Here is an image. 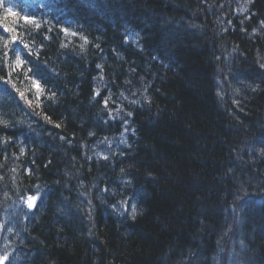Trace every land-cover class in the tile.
I'll return each instance as SVG.
<instances>
[{
    "label": "trees",
    "instance_id": "obj_1",
    "mask_svg": "<svg viewBox=\"0 0 264 264\" xmlns=\"http://www.w3.org/2000/svg\"><path fill=\"white\" fill-rule=\"evenodd\" d=\"M262 22L264 0H0L18 263L264 264Z\"/></svg>",
    "mask_w": 264,
    "mask_h": 264
},
{
    "label": "rangeland",
    "instance_id": "obj_2",
    "mask_svg": "<svg viewBox=\"0 0 264 264\" xmlns=\"http://www.w3.org/2000/svg\"><path fill=\"white\" fill-rule=\"evenodd\" d=\"M128 39L132 43H136L138 41V34L135 32H130L128 35ZM20 213V212H19ZM18 215V208L15 207L12 211L8 212L6 215L3 216L2 221L0 222V249L5 254H7L9 260L7 259L4 264H19L18 259L19 257L16 255L18 253L17 248L14 249L15 245H10L11 240H17L16 245H18L20 241L19 237V230L16 226V216ZM19 239V241H18ZM227 264H238L235 262L232 256H228Z\"/></svg>",
    "mask_w": 264,
    "mask_h": 264
},
{
    "label": "snow or ice",
    "instance_id": "obj_3",
    "mask_svg": "<svg viewBox=\"0 0 264 264\" xmlns=\"http://www.w3.org/2000/svg\"><path fill=\"white\" fill-rule=\"evenodd\" d=\"M7 11H8V12H12V8H8ZM29 16H31V20H29ZM23 18L25 19L26 22H31V23H33V25H34L37 29L40 27V24H39L38 22H36L35 13L26 14ZM262 26H264V22H262ZM4 30H5V31H10L11 29L5 28ZM63 31H64L66 34H68L67 29H63ZM71 35L75 36V35H77V34H76V33H71ZM81 38L85 40V43H87V39H86L85 37H81ZM13 39H15V37H13ZM65 46H66V45H62V47H65ZM24 47L27 48L28 45H24ZM5 48H7V41L5 42ZM13 54L15 55V67H20V66L24 63V61L21 59L20 53H19L17 50L13 49ZM7 55H8V53L5 52V57H7ZM29 55H31V53H29ZM97 67H100V65H97ZM13 70H15V68H14ZM29 71H31V69H29ZM26 75H27V74H26ZM9 82H10V81H9ZM96 94L98 95L99 92L97 91ZM21 95L23 96V93H21ZM109 99H110V97H109ZM104 104H105V107H107L108 100H105V101H104ZM129 115H131V113H129ZM46 118H47V117H46ZM57 127H59V125H57ZM106 158H107V157H105V159H106ZM36 199H37V196H29V197L27 198L26 203H27V205H28L29 208L33 207V204H34V202L36 201ZM122 203L125 204V205L127 204V202H122ZM125 211H128V208H127V207H125ZM131 212H132L133 217H134L135 214H136V206H135L134 204L131 206ZM7 259H8L7 254H5L3 257H0V264H4V262H5Z\"/></svg>",
    "mask_w": 264,
    "mask_h": 264
},
{
    "label": "bare ground",
    "instance_id": "obj_4",
    "mask_svg": "<svg viewBox=\"0 0 264 264\" xmlns=\"http://www.w3.org/2000/svg\"><path fill=\"white\" fill-rule=\"evenodd\" d=\"M90 18V17H89Z\"/></svg>",
    "mask_w": 264,
    "mask_h": 264
}]
</instances>
